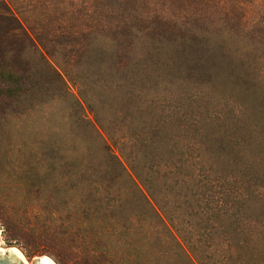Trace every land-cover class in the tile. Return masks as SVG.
<instances>
[{
	"label": "rangeland",
	"instance_id": "rangeland-1",
	"mask_svg": "<svg viewBox=\"0 0 264 264\" xmlns=\"http://www.w3.org/2000/svg\"><path fill=\"white\" fill-rule=\"evenodd\" d=\"M138 32L168 39L210 36L221 58L219 64L207 63L208 68L194 71L193 77L173 66L163 67L173 72L166 79L168 86L146 93L147 97L161 94L152 105L154 111L152 107L147 110L144 98L137 102L142 104L137 112L140 118L169 116L162 132L167 137L162 140L165 155L173 148L185 153L193 143L186 119L173 121L170 114L180 83L191 88L192 94L198 86L213 97L210 105L196 114L206 117L203 131L210 136L224 133L233 144L230 152L219 155L217 172L211 171V176L230 180L231 174L251 167L247 173L260 175L263 181L259 186H264V144L256 146V132L264 127V0H0V68L9 71L18 67L31 73L34 66L38 75L48 80L38 93L22 95L19 105L0 103V208L13 212L24 228L78 231L83 226L75 219L69 190L83 177L75 166L82 154L77 150L74 158L65 154L64 159L56 148L75 136L93 142L86 125L93 113L76 102L81 93L95 105L102 122L109 121L112 97L122 93L112 78L128 62L131 39ZM106 38L114 39L112 59L92 50L94 41L103 46ZM134 52L141 53L139 46ZM165 57L158 56L160 61L154 60L151 66L162 64ZM29 58L33 64L27 62ZM152 67L151 71L157 70ZM5 84L0 80V85ZM192 110L199 109L194 104ZM184 111L189 112V106ZM231 115L239 124H228L223 132L219 123ZM214 116L218 124L211 120ZM252 203L248 215L253 221L242 226L238 255L226 264L242 260L264 264V200L254 198ZM3 231L0 223L1 248L14 247L24 255L21 248L8 246ZM79 234L80 240L83 234ZM24 257L26 264H32L38 256Z\"/></svg>",
	"mask_w": 264,
	"mask_h": 264
},
{
	"label": "trees",
	"instance_id": "trees-1",
	"mask_svg": "<svg viewBox=\"0 0 264 264\" xmlns=\"http://www.w3.org/2000/svg\"><path fill=\"white\" fill-rule=\"evenodd\" d=\"M139 33L131 39L128 62L112 78L122 93L112 97L109 121L102 122L95 105L81 93L76 102L93 113V119H86L93 142L75 136L56 148L64 159L65 154L74 158L77 150L82 154L74 165L83 177L69 190L75 219L83 226L78 231L43 228L38 232L34 226L24 228L8 208H0L4 241L9 247L21 248L29 259L47 254L57 264H172L181 260L187 264H226L238 255L241 243L237 237L244 223L253 221L248 209L254 198L264 200V186H259L263 179L249 175L251 167L231 174L230 180L222 177L224 181H219L211 176V171L217 172L214 168L219 155L233 148L224 133L210 136L203 131L206 117L196 116L213 97L202 93L198 86L196 94L185 83L178 86L179 97L174 99L170 116L173 121L178 117V122L186 119L193 143L185 153H177L174 148L164 153L162 140L167 137L162 132L169 116L155 115L147 120L137 115L141 98L147 110L152 107L154 111L152 105L161 94L147 97L146 93L168 86L166 79L173 72L164 68L173 66L177 72L182 70L193 77L194 71L208 68L207 63L219 64L220 54L210 36L168 39ZM138 46L139 54L134 52ZM95 49L112 59L116 51L114 39H104L103 46L94 41L92 50ZM160 55H166V60L151 71V63L159 62ZM27 62L33 64V59ZM31 69L26 73L18 67L9 71L0 68V80L6 82L0 85L1 105H19L22 95L31 97L48 83L34 66ZM194 104L199 109L195 113ZM186 106L189 112L184 111ZM211 120L218 124L217 116ZM228 124L238 125L239 121L236 116L225 117L219 123L223 132ZM256 134V146L262 148L264 127ZM79 231L83 234L80 240ZM241 262L246 264L245 260Z\"/></svg>",
	"mask_w": 264,
	"mask_h": 264
},
{
	"label": "water",
	"instance_id": "water-1",
	"mask_svg": "<svg viewBox=\"0 0 264 264\" xmlns=\"http://www.w3.org/2000/svg\"><path fill=\"white\" fill-rule=\"evenodd\" d=\"M45 256V255H42ZM42 256L35 258L32 264H42ZM0 264H25L14 251L0 252Z\"/></svg>",
	"mask_w": 264,
	"mask_h": 264
},
{
	"label": "bare ground",
	"instance_id": "bare-ground-1",
	"mask_svg": "<svg viewBox=\"0 0 264 264\" xmlns=\"http://www.w3.org/2000/svg\"><path fill=\"white\" fill-rule=\"evenodd\" d=\"M6 249H3V248H1V246H0V251L1 252H6V251H14L17 255H19L20 256V258L22 259V261L24 262H26V260H25V257H24V255L21 253V251L20 250H18L17 248H10L9 250H6ZM41 260H42V264H55L54 263V261L52 260V259H50L49 257H47V256H42V258H41ZM24 262V263H25ZM26 264V263H25Z\"/></svg>",
	"mask_w": 264,
	"mask_h": 264
}]
</instances>
